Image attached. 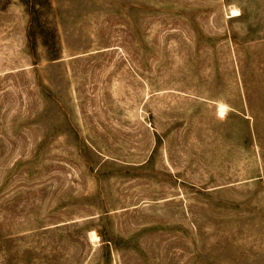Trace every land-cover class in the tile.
I'll use <instances>...</instances> for the list:
<instances>
[{"label":"rangeland","instance_id":"rangeland-1","mask_svg":"<svg viewBox=\"0 0 264 264\" xmlns=\"http://www.w3.org/2000/svg\"><path fill=\"white\" fill-rule=\"evenodd\" d=\"M0 264H264V0H0Z\"/></svg>","mask_w":264,"mask_h":264},{"label":"bare ground","instance_id":"bare-ground-1","mask_svg":"<svg viewBox=\"0 0 264 264\" xmlns=\"http://www.w3.org/2000/svg\"><path fill=\"white\" fill-rule=\"evenodd\" d=\"M238 11H239L238 9H234L233 13L234 14H239V13H237ZM91 234H92V237H96V235H97L95 232H91Z\"/></svg>","mask_w":264,"mask_h":264},{"label":"trees","instance_id":"trees-1","mask_svg":"<svg viewBox=\"0 0 264 264\" xmlns=\"http://www.w3.org/2000/svg\"><path fill=\"white\" fill-rule=\"evenodd\" d=\"M33 26V21H31V27ZM31 31H32V29H31ZM30 36H31V38H32V34L30 33ZM56 59V58H55Z\"/></svg>","mask_w":264,"mask_h":264}]
</instances>
